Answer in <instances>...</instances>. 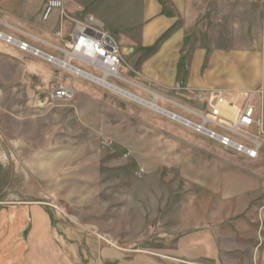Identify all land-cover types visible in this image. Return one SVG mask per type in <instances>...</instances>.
<instances>
[{
    "label": "rangeland",
    "instance_id": "1",
    "mask_svg": "<svg viewBox=\"0 0 264 264\" xmlns=\"http://www.w3.org/2000/svg\"><path fill=\"white\" fill-rule=\"evenodd\" d=\"M79 1L99 17L124 11L120 0ZM31 57L23 59L0 40L1 244L25 242L27 259L38 262L41 250L47 264H59L52 248L62 234L71 244L80 240L84 250L99 246L117 257L172 248L207 212L205 192L185 174L191 172L182 146L188 139L176 131L217 142L109 86ZM124 74L135 79L130 70ZM108 80L152 98L137 86ZM58 82L72 84L76 95L48 99ZM34 223L44 226L34 231Z\"/></svg>",
    "mask_w": 264,
    "mask_h": 264
},
{
    "label": "crops",
    "instance_id": "2",
    "mask_svg": "<svg viewBox=\"0 0 264 264\" xmlns=\"http://www.w3.org/2000/svg\"><path fill=\"white\" fill-rule=\"evenodd\" d=\"M120 1L124 11L112 18L95 15L79 0H64V6L71 17L93 14L104 22L124 55L128 52L130 63L124 60L123 73L130 70L140 83L169 95H175V84L182 82L193 91L183 98L193 106L232 117L239 113L242 100L237 98V108L228 109L217 104L220 94L232 98L237 91L262 88L253 104L263 126L254 124L251 129L261 136L262 147L253 159L184 130H173L188 139L182 146L191 172L185 174L206 194L207 212L201 213L198 224L185 230L172 248L162 253L140 251L130 258L113 256L110 249L99 246L84 250L80 240L71 244L62 234L52 248L57 262L264 264V0ZM45 4L46 0H0V29L55 55L61 52L57 47L64 48L70 40L74 23L60 9L43 19ZM15 54L33 58L17 48ZM199 90L207 91L204 99L197 98ZM43 226L34 223L33 229ZM27 246L0 240V264H47L41 250L36 251L38 262L27 259ZM63 256L69 263H64Z\"/></svg>",
    "mask_w": 264,
    "mask_h": 264
},
{
    "label": "built area",
    "instance_id": "3",
    "mask_svg": "<svg viewBox=\"0 0 264 264\" xmlns=\"http://www.w3.org/2000/svg\"><path fill=\"white\" fill-rule=\"evenodd\" d=\"M54 9H60L62 14L70 17L74 23L71 38L66 43V46L64 48L57 47L64 54L63 58H59L54 54L46 52L43 49L34 46L29 40L19 38L14 34H9L2 29H0V40L5 41L7 44L14 46L22 52L41 58L51 64L63 67L57 61L64 60L78 68L80 71H84L91 76L105 78L109 83H112L108 80V78L111 77L119 79L124 83L135 85L144 92L152 95L151 99H147L144 96L137 94L139 97L144 100H153L157 96V103L159 106L169 111L172 115H167L163 111L152 108L157 113L168 116L171 120L191 129L197 134L216 141L225 148L242 153L249 158L254 159L258 157L259 151L262 147V138L259 135L253 134L251 129L254 124L263 126V118L262 116H255V105L253 104L256 94L263 93L262 88L237 91L236 95L232 98H226L224 94H220L217 97V104L219 106H225L228 109L237 108V98L242 100V106L239 113L232 117H226L216 112L198 108L183 99L186 98L187 94H190L193 91L182 82H177L175 84L174 90L176 91V94L169 95L125 75L121 70L124 63V50L119 46L115 37L106 29L105 24L101 19L93 14H85L83 17L69 16L65 10L64 0H46L45 7L42 11V18L48 19ZM1 22L2 21L0 20V23ZM57 35L60 36L61 31H58ZM83 47H90L99 57L110 60L112 64L111 67L107 69L102 68L88 61L84 57L76 55V52L80 51ZM74 60L102 72V75H95L92 72L84 70L80 66L74 65L72 63ZM63 68L67 69L66 67ZM76 74L78 75L79 73ZM84 77L91 79L88 76ZM124 89L131 92L126 88ZM206 94V90H199L196 93L198 99H204ZM75 95L76 89L72 84L58 82L50 91L48 99L53 101L56 99L68 100L72 99ZM159 102H162V104ZM139 103L145 105L140 101ZM165 104L174 106L177 110L187 113L188 116L181 114L179 111H174L168 108ZM261 134H264L263 129Z\"/></svg>",
    "mask_w": 264,
    "mask_h": 264
},
{
    "label": "bare ground",
    "instance_id": "4",
    "mask_svg": "<svg viewBox=\"0 0 264 264\" xmlns=\"http://www.w3.org/2000/svg\"><path fill=\"white\" fill-rule=\"evenodd\" d=\"M76 55H79L81 57H84L85 59H87L88 61L94 63L95 65H98L102 68H109L111 67V61L108 60V59H103L101 57H99L98 55H96V53L93 51L92 48L88 47V48H81L80 51H77L76 52ZM60 65H62L63 67H66L67 69L69 70H72L73 72L75 73H79V74H82L84 76H88L90 77L91 79H93L94 81L104 85V86H109L110 88H112L113 90L123 94V95H126L128 97H130L131 99H134V100H137V101H140L142 103H144L145 105L147 106H150L151 108H154V109H157V110H160V111H163L165 114L167 115H172L169 111L163 109L162 107H160L156 102L155 100H144L142 99L141 97L137 96V95H134L133 93H130L128 91H126L125 89H122L121 87H118V86H110L109 83H107L106 79L105 78H101V77H95V76H91L89 74H87L86 72L84 71H80L78 68L68 64L67 61H57ZM157 95V94H156ZM155 99L157 100V96L155 97Z\"/></svg>",
    "mask_w": 264,
    "mask_h": 264
}]
</instances>
